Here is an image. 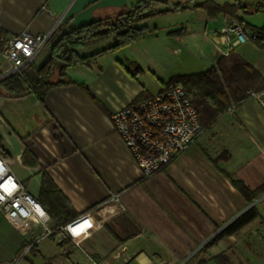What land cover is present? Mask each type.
Returning a JSON list of instances; mask_svg holds the SVG:
<instances>
[{
	"label": "crops",
	"instance_id": "crops-1",
	"mask_svg": "<svg viewBox=\"0 0 264 264\" xmlns=\"http://www.w3.org/2000/svg\"><path fill=\"white\" fill-rule=\"evenodd\" d=\"M137 1L0 0V33H46L57 18L56 32H68L126 12ZM166 1L168 8L184 4L186 9L153 18L159 25H149L156 28L152 34L89 65L70 67L66 83L51 88L44 102L30 95L0 103V156L13 175L46 211L42 187L49 176L79 214L73 222L87 221L80 244L60 248L51 239L61 250L52 259L61 256L65 264H88L90 257L102 264H199L214 236L254 205L259 216L207 247V259L219 264L214 258L223 255L232 264H264L262 100L250 93L232 105L161 172L147 178L112 126L118 109L150 98L174 76L206 72L223 57L242 56L264 78V46L250 41L226 55L225 45L219 50L204 37V32L221 30L226 14L210 17L197 6L206 0ZM240 17L250 28L263 27ZM99 45L83 47L80 51L90 50L81 54L111 46ZM234 181L242 182L250 196ZM37 226L18 214L0 213V264L28 260L21 253L32 241L37 244L33 251L41 253Z\"/></svg>",
	"mask_w": 264,
	"mask_h": 264
},
{
	"label": "trees",
	"instance_id": "trees-1",
	"mask_svg": "<svg viewBox=\"0 0 264 264\" xmlns=\"http://www.w3.org/2000/svg\"><path fill=\"white\" fill-rule=\"evenodd\" d=\"M233 1L234 3L220 5L212 0H206L197 6L205 9L210 17H215L220 13L239 16L241 10H245L246 13L264 12V0H252V2L259 3L258 8L253 10H246L247 6L241 5V0ZM167 3L166 0H139L130 6L128 11L119 14L123 19L121 18L109 25L106 31L97 30L100 26V20H93L68 32L61 34L56 32L46 47L48 53L43 62L40 64L33 62L26 66L22 73L14 74L0 81V103L6 98H21L30 95H33L36 100L44 102L51 88L66 83L64 78L70 67L89 65L98 56L106 52L121 49L142 37L152 34L156 28L141 24L146 19L186 9L184 4H175L169 8L153 10L159 5H167ZM239 18L243 22L240 16ZM261 28H264V25ZM111 36L115 40L111 46L91 55L81 54V48L97 45ZM256 43L264 46V38L256 41ZM55 76H57V80H53ZM176 87L184 89L198 112L204 130H206L228 108L246 99L250 91L258 92L264 89V78L246 59L234 54L230 57L221 58L216 66L206 72L172 77L163 85L161 91ZM2 154H4V142L0 136V155ZM234 184L247 196H250V192L242 182L234 181ZM42 192L44 197L42 198V205L55 221V232L61 226L73 222L78 217L79 214L66 202L49 176H44ZM255 197L254 194L252 199ZM258 216V210L253 205L236 217L204 247L203 252L206 256L199 264H208L207 247L213 245L222 237L236 233ZM51 239L55 241L54 237ZM57 244L60 248H64V245L69 244V242H58ZM36 246L37 244H34V241L26 243L29 251L37 250ZM214 259L219 264H232L223 255Z\"/></svg>",
	"mask_w": 264,
	"mask_h": 264
},
{
	"label": "built area",
	"instance_id": "built-area-1",
	"mask_svg": "<svg viewBox=\"0 0 264 264\" xmlns=\"http://www.w3.org/2000/svg\"><path fill=\"white\" fill-rule=\"evenodd\" d=\"M60 22L61 18H57L54 27L42 34L24 31L8 36L0 33V81L22 73L26 66L35 62L55 35ZM204 37L219 50L225 45L223 53L229 55L240 44L263 39L264 28H250L226 14L221 30L204 32ZM263 94L251 93L264 105ZM111 122L144 178L161 172L204 132L196 108L181 87L159 91L150 98L123 106L112 114ZM0 161V213L5 216L18 214L33 224L42 225L45 237L53 235L55 230L50 227L47 211L25 191L1 156ZM86 223L81 219L61 226L57 231L60 240L69 236L80 244ZM76 225L78 228L74 231L72 228ZM87 263L102 264L91 257Z\"/></svg>",
	"mask_w": 264,
	"mask_h": 264
},
{
	"label": "rangeland",
	"instance_id": "rangeland-1",
	"mask_svg": "<svg viewBox=\"0 0 264 264\" xmlns=\"http://www.w3.org/2000/svg\"><path fill=\"white\" fill-rule=\"evenodd\" d=\"M217 2H220V3H223L224 1H230V0H215ZM248 1V2H247ZM251 0H241L240 1V4L241 5H246L247 8L246 10H253L255 8H258L259 6V3L258 2H250ZM168 6L167 5H159L158 7H156L155 9L153 10H160V9H164V8H167ZM244 9V8H243ZM239 16H243V18L245 19V21L249 22V23H252L253 25H264V13L259 11V12H256V13H253V14H247L245 12V10H241ZM239 16H233L234 18H237V19H240ZM123 19V17L119 16V15H116V16H112V17H107V18H103V19H99L100 20V26L97 28V30L99 31H106L108 29V26L113 24L114 22L118 21L119 19ZM153 18L155 17H152V18H149V19H146L145 21H143L141 24L142 25H146L147 27H150L151 25L154 26V25H159V21L158 20H152ZM168 18H174V17H168ZM162 24V22H160ZM165 25H168L166 24V21L164 22ZM150 25V26H149ZM163 25V24H162ZM152 28V27H150ZM64 33V32H62ZM57 34H61V32H58ZM115 40H114V37H110L109 39L99 43L100 45L98 47H104V46H107V45H112L114 44ZM98 45V44H97ZM88 50L90 49H86L84 51V49H82L80 52L83 53V52H88ZM48 52L47 48L42 52V54H46ZM45 58V56H41L39 61L37 62L38 64L41 63V61ZM253 91H250V93H252ZM173 161V160H172ZM171 161V162H172ZM74 223V222H72ZM37 227L40 228V230L37 232V235H35V240H37V238L43 236V238L40 240H38L39 242V249L41 251L40 252H37V251H29V250H26L25 252L23 251L21 254L23 255L25 253V256L24 257H27V259L29 260H24V258L20 259L19 262H17V264H65L64 261H63V258H61V256L59 257H56V258H51V256L55 255V253H58L59 254V251L61 252V250L57 249V246L55 245V243L51 240L52 237H54L55 239V242L58 243V242H66L68 241L69 244H75V241L72 240L71 237L67 236L64 240H60V235L55 232L52 235L48 236V237H45L44 236V227L42 225H38ZM52 236V237H51ZM64 236V235H62ZM34 237V236H33ZM56 248V249H55ZM58 250V252H56ZM19 259V258H18ZM17 259V260H18ZM14 262H16V260H14ZM31 262V263H30Z\"/></svg>",
	"mask_w": 264,
	"mask_h": 264
},
{
	"label": "bare ground",
	"instance_id": "bare-ground-1",
	"mask_svg": "<svg viewBox=\"0 0 264 264\" xmlns=\"http://www.w3.org/2000/svg\"><path fill=\"white\" fill-rule=\"evenodd\" d=\"M0 163H1V161H0Z\"/></svg>",
	"mask_w": 264,
	"mask_h": 264
}]
</instances>
